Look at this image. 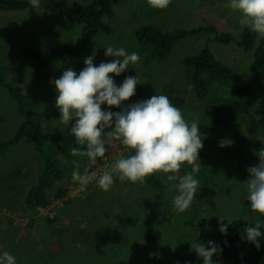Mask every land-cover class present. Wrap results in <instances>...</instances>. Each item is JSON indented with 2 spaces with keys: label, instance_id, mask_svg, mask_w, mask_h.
Returning <instances> with one entry per match:
<instances>
[{
  "label": "rangeland",
  "instance_id": "obj_1",
  "mask_svg": "<svg viewBox=\"0 0 264 264\" xmlns=\"http://www.w3.org/2000/svg\"><path fill=\"white\" fill-rule=\"evenodd\" d=\"M57 1L71 6L84 3V0ZM213 1L172 0L166 9H153L146 0H124L115 6L113 17L104 18L112 34L98 32L92 43L71 60V68L78 74L85 67V58L94 52L96 65L115 59L105 57L107 46L123 47L129 53L137 52L141 59L138 64L131 65L134 69L129 67L125 73L115 77L118 85L127 75L138 74L141 81L134 96L124 105L165 94L181 109L186 120L199 118V125L208 126L207 132L201 134V169L197 175L200 187L191 208L184 213L172 210L174 182L167 180L169 174L161 172L146 178L148 183H143L148 189L146 194L138 190L141 183L121 182L115 178L107 192L101 190L95 181L85 191H80L71 175L75 170L73 161L80 164L83 158L81 155L68 156L72 144L58 141L62 139L58 136L71 134L70 128L76 118L68 126L61 124L56 99L50 102L38 100L50 91L56 92L53 81L65 70L62 66L64 60L59 56L50 58L49 61L56 64L54 68L45 64L38 69L36 63L38 74L47 76L46 80L38 79L33 60L23 53V49L32 47L45 51L74 43L81 35L82 24L65 15L49 12L42 6L0 12V77L20 88L23 105L33 112L38 126L31 135L42 139L40 146L29 138L23 139L7 147L0 155V252L8 251L15 255L17 264H197L194 260L197 252L191 243L202 242L199 222L195 221L208 219L212 229L219 231L220 217L228 227L238 219L253 223L261 220L246 200V184L250 178L247 169L259 163L255 153L264 148V111L260 106L264 97V71L256 78L253 70L255 49L244 48L250 39L243 37L248 29L241 28L239 24L240 12L226 8V0ZM219 15L222 20H219ZM206 24L215 25L221 35L231 36L228 43L212 42L209 47L232 74L217 80L211 86L207 99L201 101L193 90V68L186 66L184 59L200 52L211 34L203 31L190 35L179 40L165 59L149 61L147 57L153 46H141L136 31L142 26L152 25L170 33ZM252 40L259 46L264 37L256 34ZM259 77L263 78L262 85H257ZM246 84L255 85L258 93L249 98L253 106L252 117L240 115L228 127L210 128L205 106L227 110V99L222 104L218 99L224 93L230 97L239 86ZM3 92H0V143L12 139L24 120L19 113V102L8 90ZM104 107L106 105H102ZM112 110L120 111L121 108L112 106ZM222 138L234 142L227 149L237 154L240 148L243 149L245 177L238 170L239 156L233 160L223 159L218 149ZM63 145L67 149L59 155L56 150ZM38 146L43 149V156H51L64 171L63 179L54 180L46 190L47 194L51 196L60 186L74 190L68 194L69 201L50 207L47 210L49 215L28 207L24 202V196L45 169V161L42 163L38 157L37 152H41ZM112 153L113 157H120L119 151ZM130 154L128 150L127 155ZM88 163L89 158L83 164ZM190 170L191 166L185 163L175 175L179 178ZM142 201L145 204L139 205ZM30 217L33 224L24 226L23 221L28 224ZM120 219L126 223L122 224Z\"/></svg>",
  "mask_w": 264,
  "mask_h": 264
},
{
  "label": "clouds",
  "instance_id": "obj_2",
  "mask_svg": "<svg viewBox=\"0 0 264 264\" xmlns=\"http://www.w3.org/2000/svg\"><path fill=\"white\" fill-rule=\"evenodd\" d=\"M146 2L153 9H166L172 0ZM29 3L32 8H36L40 0H29ZM225 7L240 12L241 28H247L264 37V0H226ZM222 19L220 16L219 20ZM104 55L115 59L96 65L94 52L85 58V67L78 74L68 67L53 81L57 92L56 107L60 111V123L68 126L69 122L76 118L70 133L80 147H73L71 154L74 157L87 155L90 160L83 174L79 171L80 164L73 161L75 170L71 175L72 181L78 183L80 191H85L87 186L95 181L101 190L107 192L113 186L114 178L121 182L143 184L153 173L169 174L167 180L174 182L172 187L175 190L171 199L172 210L184 213L191 208L200 187L197 175L201 169L199 151L203 148V140L199 118L186 120L181 109L170 102L165 94L153 95L125 106L124 102L134 96L136 86L141 81L138 74L127 75L118 85L115 77L125 73L131 65L138 64L141 57L137 52L129 53L123 47L112 46L105 47ZM102 105L106 107L102 108ZM112 106L121 110L113 111ZM105 137L120 141L131 154L121 155L111 167L104 170H98L97 167L95 172H89V167L95 163L96 158L105 156ZM233 143L228 138H222L218 147H231ZM255 154L259 163L247 169L250 178L246 184V200L253 212L264 216V148ZM185 163L191 166V170L177 178L175 174ZM71 192L74 190L69 189V195ZM77 195L79 193L74 194ZM49 208L39 207L38 210L49 215ZM223 220L224 218L220 217L219 231L226 235L228 224H224ZM228 223L231 224L229 221ZM262 229L264 220H257L253 226L244 228L241 240L250 242L259 249L260 238L264 236ZM191 247L202 258V264H219L213 256L222 253L223 249L216 242L209 240L206 247L197 241L191 243ZM0 264H17V258L8 251H2Z\"/></svg>",
  "mask_w": 264,
  "mask_h": 264
},
{
  "label": "trees",
  "instance_id": "obj_3",
  "mask_svg": "<svg viewBox=\"0 0 264 264\" xmlns=\"http://www.w3.org/2000/svg\"><path fill=\"white\" fill-rule=\"evenodd\" d=\"M124 0H84V3L80 6H71L63 1L57 0H40L39 6H42L47 11L62 14L67 16L71 21L81 23L82 30L79 39L74 43L64 44L60 48H53L45 51H39L32 47H26L23 49V53L32 58L33 68L38 79H47L46 75L38 74L36 69H40L42 65L48 64L50 68H54L56 64L49 61L52 57L59 56L64 60L62 66L64 68L71 67V60L86 46L92 43V40L96 34L100 31H105L107 34H112L111 27L105 22L104 18H111L115 14V6L122 3ZM32 6L29 0H0V12L5 10H18L25 9ZM203 31L209 32L211 35L206 39V45L201 49L200 52L187 55L184 59V64L188 67L193 68V90L197 93L201 101L207 99L211 92V86L217 81L228 78L232 71L227 66L223 65L211 51L209 45L212 42L228 43L231 39L230 35L219 33L216 26L213 24H206L204 27L197 26L193 29H179L175 32L165 33L152 25H145L140 27L136 31V37L138 43L147 47L152 45L153 48L148 55L147 59L151 61L152 59H165L179 40L187 38L189 35L198 34ZM256 36V33L249 30L245 31L243 37H248L250 42L244 46L245 49H255L254 55V65L253 70L255 72L256 78L259 74L264 71V40L261 41L259 46L254 45L252 40ZM35 59V61H34ZM40 64V65H39ZM263 83V78L259 77L257 79V85ZM0 85L7 88L8 92L19 102V113L24 117V120L19 127L17 133L14 137L8 141L0 143V155H2L6 148L10 145L19 143L23 139H31L34 143L39 146L42 139L33 138L31 133L36 132L37 122L35 115L32 111L27 110L22 102L21 90L19 87H14L13 83L7 80L5 77H0ZM50 86H52L50 84ZM223 88V87H222ZM219 89V88H218ZM256 86L253 84H246L239 86L230 97L226 96V93L218 99L219 103L222 104L224 100L227 101V110L224 109H214L212 105L205 106V113L210 118V128L218 127H228L230 126L237 117L240 115H248L252 117V103L249 98H252L255 92ZM219 91V90H218ZM217 93V90L214 91ZM57 92L50 91L47 96L39 97L38 100L41 102H50L52 99H56ZM218 98V97H217ZM246 100L243 101L242 99ZM260 106L264 111V97H262ZM252 124L255 125V122ZM200 135L204 134L208 130V126L199 125ZM61 142H67V145H71L68 151V156H72L71 149L73 147H80L76 144L75 138L72 134L60 135ZM57 137V138H58ZM106 139V152L105 156L113 154L112 152H117L119 149L124 147L120 141L115 139ZM38 146L41 152L38 153L40 161L42 163L45 161V169L38 177L36 184L30 189L26 196H24L25 204L32 208L38 210L39 207L47 208L54 205H58L63 202H67L70 199L67 198L69 195V186H60L57 188L51 196L47 194V189L52 185V182L56 179L62 180L64 177V171L60 168L59 164L53 160V158L43 156V149ZM67 149L66 145L59 147L56 153L63 154ZM218 149L222 153V157L225 160H233L236 156H239L238 170L241 172V176L245 177L246 174L243 173L244 165L246 159L244 158V151L240 148V152L237 154L226 147ZM128 150L125 152L124 156H127ZM104 156V157H105ZM112 156V155H111ZM44 157V159H43ZM104 157H97L95 163H92L89 167V172L97 169L100 162H103ZM83 162H80L79 171L83 174L86 166L90 163L84 165V161L88 158L87 155H81ZM239 172V173H240ZM259 219L264 220V216L258 214ZM31 219V217H30ZM51 220V218H49ZM28 221V220H27ZM200 239L201 242L208 247V241H214L216 244L223 249L222 253L214 254L213 259L218 261L219 264H264V236L260 239V248L257 249L250 242L242 241L241 235L245 227L253 226L255 223L238 219L234 221L227 230V234L224 235L220 231H214L212 229V224L208 219L200 218ZM122 224L126 223L125 220L120 219ZM130 222V220H129ZM131 223V222H130ZM24 226L31 227L33 220H29L28 224L23 221ZM27 224V225H26ZM264 231V229H262ZM152 238V236H151ZM227 242V243H225ZM194 260L197 264H202V258L195 256Z\"/></svg>",
  "mask_w": 264,
  "mask_h": 264
},
{
  "label": "crops",
  "instance_id": "obj_4",
  "mask_svg": "<svg viewBox=\"0 0 264 264\" xmlns=\"http://www.w3.org/2000/svg\"><path fill=\"white\" fill-rule=\"evenodd\" d=\"M206 3H210V2H206ZM1 91H4L3 93H5L6 91H7V89H5L3 86H1L0 85V92ZM128 149H126V147L124 146V147H122L121 149H119L118 151L120 152V156L121 155H124L125 153H124V151H127ZM112 155V154H111ZM111 155H108V156H105L104 158H103V162H100L99 163V166H98V170H104L105 168H108V167H111V165L114 163V161L117 159V158H119V157H117V156H115V157H113V156H111ZM92 172H95V171H92ZM35 179V178H34ZM32 180H33V178H32ZM24 183V185H25V182H23ZM146 183H148L147 181H146ZM151 183V182H150ZM72 187H73V185H71ZM138 190L141 192V193H143V194H146L147 192H148V189L146 188V185L145 184H142V185H140L139 186V188H138ZM142 204H145V202L144 201H142V202H140L139 203V205H142Z\"/></svg>",
  "mask_w": 264,
  "mask_h": 264
}]
</instances>
